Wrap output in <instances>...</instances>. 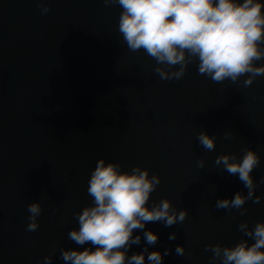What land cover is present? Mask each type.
<instances>
[{
    "label": "water",
    "instance_id": "obj_1",
    "mask_svg": "<svg viewBox=\"0 0 264 264\" xmlns=\"http://www.w3.org/2000/svg\"><path fill=\"white\" fill-rule=\"evenodd\" d=\"M45 2L50 11L41 14L40 0H0V264H43L48 255L63 264L60 250L78 247L68 233L92 203L88 180L100 158L150 169L161 183L149 203L168 198L188 210L170 227L146 225L159 235L155 249H172L164 264H209L207 245L248 239L239 225L264 221V183L245 215L217 209L218 198L247 189L215 160L252 148L261 157L252 175L264 177V75L247 87L246 77L217 83L193 62L181 79L162 80L154 59L123 42L119 6ZM204 130L216 136L212 151L198 143ZM34 201L42 213L28 231Z\"/></svg>",
    "mask_w": 264,
    "mask_h": 264
},
{
    "label": "clouds",
    "instance_id": "obj_2",
    "mask_svg": "<svg viewBox=\"0 0 264 264\" xmlns=\"http://www.w3.org/2000/svg\"><path fill=\"white\" fill-rule=\"evenodd\" d=\"M104 4L119 6L118 32L123 42L129 51H143L154 59V71L162 80L181 79L193 62L199 74L217 83L246 77L243 84L247 87L264 75V0H104ZM38 7L41 14L50 11L45 0ZM197 140L208 151L216 147V136L206 130L198 133ZM260 160L252 148L245 149L242 157L233 153L216 157V165L238 176L247 189L246 194L237 191L233 197L218 198L217 209H236L243 216L248 200L258 203L262 199L255 193L264 177L257 181L252 175ZM204 165L203 159L197 162L200 168ZM160 183L161 177L150 175L148 168L137 165L122 170L119 162L98 159L87 187L92 203L75 214L78 228L68 233L78 247L60 250L63 264H164L172 249H155L159 235L146 225L160 222L170 227L183 222L189 213L186 208L178 210L168 198L149 203ZM28 212L26 228L36 231L40 202L30 203ZM239 230L248 239L233 246H206L212 253L209 264H264V221L251 228L243 222ZM175 239L173 232L169 240ZM142 240V250L129 254ZM185 251L184 245L175 248L179 256ZM53 259L45 256L43 264H53Z\"/></svg>",
    "mask_w": 264,
    "mask_h": 264
}]
</instances>
